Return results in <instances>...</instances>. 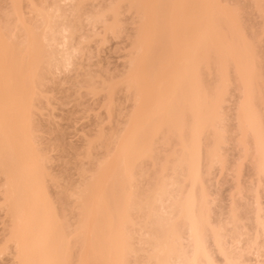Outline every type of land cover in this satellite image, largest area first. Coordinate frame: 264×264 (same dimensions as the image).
<instances>
[{"label": "bare ground", "instance_id": "6f19581e", "mask_svg": "<svg viewBox=\"0 0 264 264\" xmlns=\"http://www.w3.org/2000/svg\"><path fill=\"white\" fill-rule=\"evenodd\" d=\"M20 1L26 2V0H13L14 4L12 7L14 6V10L10 7L8 10L10 11V9H12L13 12H6L8 15L10 14L9 20H14L13 23L11 22L12 26L9 25L11 28L14 24V30L11 28L12 30L10 33L6 32L8 30L10 31V29L6 30L9 28H6V22L8 21L10 24L8 19L4 21L7 17L6 13L2 15L4 17L1 16V20L4 18L2 26L6 28L1 27V31L4 29V31L10 35L14 31L12 37L9 35V39L7 37L8 35L5 33L7 36H4L7 38L5 39L4 36H2L4 37L2 38L1 35H3L4 32L2 31L1 33L0 31V178L2 179L0 197L1 195L3 196V200L1 198L2 203L0 204V210H3V212L5 211L3 215L7 217L6 219H8L9 222L7 227L5 225L7 228V236L5 235L4 237L7 238L3 237L6 243L3 250L11 249L12 263L73 264L72 262H74V264H83L85 262H82V260L87 257H85V255L80 256V254L86 251L85 254L86 256L88 255V259L92 261V264H214V259H212L213 256L211 257V255L208 254L210 249L208 247L207 249L205 248L208 242H204L205 245L203 243L205 240L203 237H208L210 233H213V235L210 236H214V233L218 231H215V227L209 224V217L207 218L209 210H205L206 207L204 208V205L201 203L202 197L205 195L200 192V190V194L198 192V189L203 190V187L198 185L200 183L199 172H197V170H199L198 164H200L199 155L202 154L201 150L206 147L202 145V141L200 142L199 139L201 138L202 132L215 133L214 124L218 120V115L216 114L217 112L211 111V105L213 107L217 106L218 109L222 108V96L227 92L226 90L230 80L229 78L227 79L225 75L231 68H234L231 71L233 72V70H235V73H233L237 75V80H232L233 82L239 81L242 84L241 88L243 93V100L239 105L242 113L239 116L237 124L243 127L242 135L244 137L240 140L239 145L242 150V158L248 160L249 157H251L250 159L253 158L254 160L256 186L254 188L253 197V207H255L253 218L256 220L255 222L257 224L255 226L257 228L256 232L258 231V233L257 235L253 234L254 237L256 236V239H253L254 241L251 238L250 241H248L249 243L246 242L248 246L244 244V247H239L240 243H237V241L236 243L239 249L237 253H231L225 249L223 243L225 237L223 238V234L221 233H224V230H226L223 228L224 226H221L219 229L221 232H218L219 237L223 238V241L221 238L215 236L220 240H212V243L217 247L216 253H219L222 262L224 261L225 264H245L246 262L242 261L243 259L241 257L247 254L246 251L253 252V250H255L256 254V257L255 254L253 257H258L259 260L262 256L263 260L260 258L262 261H259V264H264V219L260 215L262 207H259L261 205H259L260 202L258 200L260 199L261 192L264 195V184L262 185L260 182L262 181V183H264V132L259 120L260 115L258 112L252 110V105L247 93L253 89L246 86L248 83L252 82L256 76L255 55L253 56L251 53L250 45L237 34L238 26L235 17L227 16L226 10L218 5V0H115L112 3L113 5L115 4V7H112V4L111 6L109 4L105 6V8L103 7V11L105 9L109 10V16L115 17L117 15L120 17L121 15L118 14L122 12H119L121 10L119 7L122 3L123 6L125 5L124 3H127L126 6L128 7L124 6L125 11H123L124 7H122L123 12L132 9V11L135 10L133 12L142 11L141 17L144 20L147 16L148 21H143L144 23L137 21V24L140 23L142 28H140V32L138 24V31L136 33L139 35L140 32L141 35L138 37L136 34L134 39L137 37V41H135V43L132 41L131 43L132 46L135 44V51L141 49L142 53L133 57L135 51L134 54L130 52V55H132L130 59L132 58V60L131 63L129 62L131 65H129L130 68H128V74H126V76H128L126 79L127 82H125L126 80H121L119 82H125L127 88H130L128 86H132V84H137V93L133 92L134 88L131 93L129 92L130 90H128V92L132 95L130 97L136 94L137 97L134 95L132 99L137 98L138 100L135 102L131 101L134 102L132 104L135 105H131V110L132 107H134V111L131 113L130 110L129 116H127L128 113L125 115L128 117V119L125 118L126 123H124V126L125 124L127 125L125 126L127 129L123 126V128L127 130V135L125 134L126 132H124V136L126 135L125 138L121 135L123 129L122 131L120 130V136H122L123 139L121 140V145L119 143L120 146L118 145V149H116V156L119 160L117 157L116 161L114 160L115 158H110L112 159L109 160L110 162L108 161L107 164L101 166L100 164L104 162V158L110 157L109 155L107 157L106 152L108 151L106 147H104L103 150H106V152L104 151L105 156L103 159L101 157L102 161L99 160L100 162L96 163V167L94 166L96 169H94L92 175L89 169L87 170L90 173H88L86 169L84 172L82 164H80L82 165L81 167L79 166L80 168L76 165V167H78L76 171L79 172V177L82 174L86 175V177L84 175L81 176H84L86 178L85 180L83 179L78 180L79 182H75V184L77 182L79 183V185L78 183L76 184L78 185L77 187L72 185L74 183L71 185H69V183L65 184L67 183V180H65L67 176L63 178V184L70 187V192L64 191L63 189L65 187L63 185L64 188L60 187L61 190L59 191H62L61 196L64 193L63 198L60 197V193L58 194L57 192L56 194L62 198L66 208H68L67 205H69L66 203L73 200V204L77 205L74 206V209H77H72V202H70L69 207L73 210V214L74 212L78 213L76 215L74 214L75 217L69 213L70 211L65 209L71 217H75V223H73L74 219L71 218L73 220L71 221L68 215L69 223L76 224L74 226L69 224V227L72 225L74 229L72 230L71 227H68V230L71 229V231L66 233L67 226L66 220L64 219L65 217L59 215L60 208L56 209L58 213L55 211V205L53 206L52 202H50L51 199L49 200L46 194L49 187H46L47 189L45 191L44 181H41L44 179L42 177V172L45 171V168L43 167L45 165L47 166L49 162L48 158H46L48 161H44L43 157L46 156L45 152L40 155V149H44L45 147L37 142L41 146L39 149L33 142V139L36 141V137H39L36 136L38 135L36 133L37 131L35 133L32 132L36 134L34 138L31 137L33 136L31 132L29 133L31 135L28 136L26 130L31 126L28 124L35 125L32 112L35 110L37 111V109H35L37 107L34 104L32 106L30 102L33 101L32 97L36 95L33 94L34 91L36 90V93H38L40 92L39 90L45 86L43 85L40 87L42 84L41 81L44 80L42 77H45V81H49L51 77L48 78L47 76H52V71L57 73L56 71L61 69L67 71L69 67H72V70L74 69L73 63L75 58L73 57L75 56L77 58L81 54L77 52L79 51L78 49L82 50L79 46H75L74 41L76 38L74 39V37L79 33L78 31L76 34L75 31L79 25L80 28L86 26L88 17L85 18L86 20L83 19L85 22H82V20L80 22L78 19L80 24L76 21L77 19H75L76 17L82 18L79 13L81 11V6H83L82 3H84L83 0H67L69 3H67L66 0H59L57 3L53 2L46 7H43L45 4L41 5V3L37 5V2L35 3L34 0V3L27 1V3H30L28 9L25 5L27 3L23 4L25 5L26 13L28 11L31 14H29V17H27L26 14H22L25 11L22 12L23 9H20V5L22 4ZM62 2L64 4H61ZM117 2L118 4H116ZM70 6H72V8H70ZM22 7L23 6H21V8ZM83 7L85 8V5ZM99 9V13H102L101 8L97 10ZM106 10L103 12V17H109L108 14H106ZM116 11H118V14H116ZM132 11L129 13H132ZM94 12H97L96 15L98 14V11L90 12L86 9L81 11V13L84 14L89 13L88 16L94 15ZM261 13L263 14L264 11H261ZM84 14L82 15L84 16ZM12 15H14L15 18L13 17L10 19ZM133 15L134 17L136 16L135 13ZM33 16L37 20V22L35 21L37 25L33 22L34 24L32 26V19L28 18H32ZM217 16L220 18L222 17V19L215 18L217 21L213 19ZM68 17L69 19L71 18L72 21L69 20ZM138 17L136 19L141 20L138 19ZM117 18L118 17L114 18V20L109 19L111 22L107 19V25H109L108 27L110 28L109 33H111L112 28L118 27L119 20L116 21ZM158 18L162 20L164 18L165 21L162 23V20H157ZM90 21H93L95 26L92 22L90 24ZM90 21H87V23L91 26L93 25L96 27L98 23V26L100 24L103 26V30H106V28H104V26L106 27L104 18V23H100L101 19H99V17L91 19ZM108 22H110L111 25L108 24ZM82 23L83 25L81 26ZM115 24L116 27H114ZM94 27H92V29ZM188 28L191 31L189 34L186 33ZM19 33L20 39L22 37L21 35H23V42L25 45L23 43L21 44L22 39H19V42L16 41V38H18L16 36L17 34L19 35ZM73 39L74 41H72ZM71 41L72 43L74 42L73 47L75 48L71 47ZM19 45H23L24 48L23 46L19 47ZM150 45L154 46L150 49ZM21 48L23 49L22 52L20 50ZM50 48L52 50H48ZM147 49L149 52L153 50L152 54L154 56L152 59L150 58L152 54L151 52L149 53ZM46 50L51 52L46 53ZM76 52L79 54L78 56L75 55L77 54ZM154 53L159 54L156 55L159 56V58H157L158 61L156 60L157 62L154 60V57L156 58ZM146 57H148V62L154 60L157 65L154 62H152V64L151 62L147 63ZM65 68H67V70ZM45 71H50L51 73H45L44 76ZM212 73L218 77V80L215 79L213 85V93L215 94L214 99H216V101L209 96L208 84L204 82V78L210 76ZM90 79L91 78H89V80ZM44 84L46 83L44 82ZM85 84L89 85V81L85 82ZM123 84L124 83L121 85ZM113 85L115 87V83L112 82V86ZM38 86L40 88H37ZM106 86L110 85L107 84ZM107 88L108 87L104 89ZM125 89L126 87L124 91ZM105 91L106 94H109L107 90ZM114 91L115 90H113V92ZM42 92L44 93V91ZM43 93H40L41 96ZM110 93L112 92L110 91ZM38 96L40 97L39 94ZM43 96L40 97L41 100L40 98H38V100L36 97L38 101H35H47V96ZM29 97L32 101L28 99ZM42 98L46 99L43 100ZM110 98L111 97H108V99ZM35 101L32 103H35ZM136 102L137 105L135 104ZM45 103L40 102L39 104L43 105ZM214 103H216V105H214ZM109 105L107 106L110 107ZM32 107H34V109ZM27 109H33L34 111L32 110V112H30L31 110L27 111ZM187 119H190L189 125L187 124ZM114 131L113 133L111 132V134L116 135L117 133L115 134ZM223 134L225 133H220L219 137L221 138ZM248 134L251 136L250 143L252 145V154H250L248 142L246 141V136ZM114 135L110 137L111 139H109L107 135V137H104V139L108 138L111 140L108 142L111 146L113 145V147H115L114 144L116 141L119 140L113 141ZM172 136H176V140H178V138L179 140H186H183L185 144L181 141V143L184 144L183 147H181V144L179 145V150L183 149L180 151L181 153H179V150L176 151L179 157L173 154L176 156H172L174 159L172 162L175 164H172L170 168H167V165H165V163L169 165V162L166 161L167 158L164 164H158L161 165L157 168V170L160 168L159 173L161 175L157 173V177L155 178L159 179V182L157 183L158 180L154 178L156 186L152 183L151 186L154 184L155 187H150L148 186L149 183L152 182V179L149 180L150 177L148 179L145 178L148 181H144V183L142 181L145 180L143 177H145V173H147L146 167H144L146 166L144 165L145 162L147 163L146 159L151 155L152 151H154L153 149H156V147H153L156 143L155 140L158 141L157 143L161 149V143L159 144V142L164 141V139H166L165 141L167 142V139L169 137L172 138ZM98 138L99 136L97 139ZM95 139L93 138V140ZM99 140L101 141V139H98L100 143ZM112 141L115 143H111ZM94 142L97 144L96 141ZM106 143L107 142L104 144L106 145ZM34 144L36 146L35 149L33 148ZM101 144L102 143L96 147H101L103 145ZM214 144V146H217L216 144H218V141H215ZM92 145L94 146V143ZM92 145L91 143L87 144V148L89 150L96 149L93 147L90 148ZM163 146L165 147V145ZM201 147H203V149H201ZM107 149H109V146ZM36 150H39V152H37L39 153L38 155L35 152ZM89 150H85V153H82L85 155L80 156L88 159L87 156L89 157V155H87V153ZM207 150L206 153L208 152ZM111 153L112 152L108 154ZM167 153H169V151ZM170 153L172 154L171 151ZM173 153H175V151ZM163 154L164 156L166 155L164 151ZM210 154V158L215 160L216 155L213 153ZM210 154H207L208 157L206 158H209ZM168 156H170L169 159L172 158L171 155ZM210 158L209 162L211 163ZM43 162L47 163L43 165ZM142 162L144 166L140 168L141 166L139 167L138 165H142ZM173 165L174 168L172 169ZM183 168L186 174L179 175L181 173H178L179 170L184 172ZM81 169H83V171ZM167 169L172 171L170 172ZM80 170L84 173L80 174ZM167 172L169 173L168 176L174 180L178 175L176 178L177 186L185 181H188V185L189 183L191 184L190 190H187V194H183L182 197L180 196L182 192L180 193L178 190L182 191V189H180V187L179 189L175 188L177 187L175 186V181L167 176ZM47 173L49 174V171ZM88 174H90V176ZM44 175H46V173H44ZM155 175L156 174L153 176L151 175V178ZM168 179L174 183L168 182ZM50 180L52 181V177H50ZM138 180L139 183L141 182L144 186L147 185L150 189L144 187L147 190H144V188L142 190L141 188L143 186L141 185V187L139 185ZM198 181L199 183H197ZM257 181L261 186L257 184ZM56 182L57 181H54V183ZM68 182L70 181L68 180ZM146 182L147 184H145ZM196 184L199 187H195ZM46 185L47 184H45V186ZM167 186L170 187L167 188ZM54 187L56 186L54 185ZM194 188H197V190ZM65 189H67V187ZM195 190L198 192V195H196L197 192ZM198 196H202L201 199L199 198L200 202L198 201ZM203 198L205 199L206 197ZM204 199L203 201H205ZM58 200L57 198V203ZM74 201L78 203L76 204ZM164 201H166V203ZM163 202L167 207L163 209L164 211L162 209L157 210V206H165ZM60 203L62 204L61 201ZM61 204H59V207ZM61 209L64 210V207L61 206ZM66 211L63 212L64 215H66ZM155 211L160 212L157 214ZM229 213L228 221H230V218L231 221L228 223L235 226L237 216L235 212L232 213L231 211ZM5 216H3V218ZM234 219L236 221H234ZM179 222L183 223V225ZM177 224H181L182 227L185 228L182 229L178 227V229ZM5 227L3 226V229H5ZM245 228L246 227L243 225L241 231H244ZM180 229L186 230V234L184 233V235L186 238L188 236L189 239H187L190 243L188 247L191 248V251L188 253L190 256L187 257H184L180 250L181 247L179 244L181 243L179 239L182 236L180 232L182 230ZM215 229H217V227ZM232 230L233 229H231V231ZM241 231L239 232L241 233ZM227 233H224V236H226ZM243 233L244 232L239 236V242H241L243 235L247 234L246 230L245 233ZM206 234L208 236H206ZM70 235H72L71 239H69ZM216 235L218 236L217 233ZM257 238H262V242L259 243ZM73 249H75L78 254L80 253L76 259L74 258L75 261L71 258V256H74L71 254L72 251H75ZM139 252L142 253L140 257L138 255ZM210 252L211 251H209V253ZM241 252L244 254L242 255ZM251 252L250 254H252ZM77 253L75 252V254ZM139 259L141 261H139ZM90 260H88L87 264L91 262Z\"/></svg>", "mask_w": 264, "mask_h": 264}, {"label": "rangeland", "instance_id": "374dc122", "mask_svg": "<svg viewBox=\"0 0 264 264\" xmlns=\"http://www.w3.org/2000/svg\"><path fill=\"white\" fill-rule=\"evenodd\" d=\"M27 1L30 3H34L33 0H26L25 3H27ZM34 1H35V3L37 2V5H40V3H41V5L45 4V6H43V7H46V6H48V4H52L53 2L57 3L59 0H56V1L55 0H34ZM114 1L115 0H83L84 3L81 2L83 6L85 5V8L80 5L81 11H83L85 9L89 10L90 12L91 11H98V14L96 15L97 12L96 13L94 12L95 13L94 15L88 16L89 13H87V14L85 13L86 14V16H85V14L81 13V11H80L79 14L81 15L82 18L76 17L75 18V19H77L76 21L79 22V20H80V22H81V20H82V22H83L84 20H86L85 18L88 17L87 21L89 22L91 19L99 17V19H101L100 23H104V21L106 22L105 23L106 27L104 26V28H106V30H103V28H102L103 26H101L100 24L98 26V23H97V26L94 27L95 23H93V21H90V24L92 22V24L94 26L93 25L91 26L86 21V26L80 28L79 27L80 22H79L78 28H80V29L77 28V30L75 31L76 34L78 33V31H79V33L76 37H74V39L76 38L75 41H74V39L72 41L75 42V46H79L82 50L78 49L79 51H77L78 53L79 52L81 53L80 55L77 52H76L77 54L74 53L77 56L79 55L77 58L75 56L73 57V58H75V60H74L75 64L73 63L74 69L72 70V67H69V68L67 67L69 71L67 70V68H65L67 71H65L64 69H61L59 71H56L57 73H55L53 71L51 73L50 71H48L53 76L52 77L48 74L49 76H47V77L48 78L51 77V79H49V81H45L46 80L45 77L43 78L41 76L42 79H44V80L41 81L42 84H41V86L40 85L39 86L40 87H42L43 85H45V86H43V88L41 90L38 89L40 91L38 93H36V90H35L33 94H36V95H34L33 97L31 95L30 96L33 98V101H35L36 97L38 99L45 94L44 96H47V101H45V102H47V103L40 101L41 103H45V104H43V105L39 104L40 102H36L39 99L36 100L35 103H32L33 101L31 100V98L30 97L28 98L32 101V102H30V104H32V106L34 104L37 107L35 109H37V111L39 109V111L37 112L35 110L37 112L36 113L33 110L34 107H32L33 108L32 110L34 112H32L31 109H29V110L27 109V111L31 110L30 112H32V115H34V116H32V118L34 117L33 119H34L35 125L28 124L29 126L31 125L34 129L31 126H30L31 128L30 127L27 128L28 126L26 125L27 126L26 127L27 128L26 133L28 136H30L32 134L33 136H31V137H34L36 134H33L32 132L35 133L37 131L36 133L38 135H36V136H39L40 138L36 137V139H35L36 141H34V139H33V142L37 145V148H39V149L41 147L40 145H43V147L46 148V149L45 148L40 149L41 150L40 155H42L43 152L46 153L45 154L46 156H44V157L40 156V157H43L44 161L49 160L47 166L45 165V163H47V162H45V163L43 162L44 163L43 165H45L43 167V168H45V171L42 170L43 171L42 177L44 179L41 181L42 182L44 181L43 184H44L45 191L47 189L46 187H49L47 190L48 193L46 192V194H47V197L49 198V200L51 199L50 202H52L53 206L55 205L54 206L55 211L57 212L56 209L60 208L59 210L61 212L58 210L59 215H61V217H65L64 219L66 220V226H67V228H66L67 232L66 233H69V231H71V229L72 230L74 229V227L72 228V225L73 226L76 225L73 223H75L74 218L76 217L75 215L78 213L74 212V214H75L74 215L72 212L73 210L77 209L76 207H75L76 209H74V206H77V205L73 204V200L68 201L66 203V204H69V205H67L68 208H66L64 205L65 203H63L62 198H63L64 193L61 196L62 191L59 192L61 190L60 187L62 188L64 185L63 184L64 183L63 178L67 176V178H65V180H67V183H65V184L69 183V185H71L72 183H74L72 185L77 187L79 185L78 180H83V179L85 180L86 175L82 174L85 176V177L83 176L84 178L81 177L82 175L79 177V172L76 171L77 170L76 168H78L79 166L81 167L83 165L82 167H84V172H85V169L86 170L89 169V171L91 173L88 170L87 171H88V173H90L92 175L94 172V169H96L95 168L96 163L102 161V159L105 156L104 153L106 152V150L108 151V152H106L107 157H108V155L110 157L104 158V160H103L104 162L100 165L102 166L104 164H107L108 161L112 160L113 158H115L114 160L116 161V157H117L116 156V149H118L119 143L121 145V142H122L121 140L123 139L122 136H124V132H126L125 134L127 135V130H126L127 128L125 127L127 125L125 124V126H124V123H126L125 121H126V119H128L127 116H129V111L131 110V105H134L132 103H134L135 101L138 100L137 98L132 99V98H134V95H135V97H137L136 94H134V93H133L134 94L133 97H130V96H132L130 93L132 92L133 88H134L133 92L137 93L136 88L138 85L132 84V86L134 85L133 87L128 86L131 88L130 89V88H127V85L125 84V82H127L126 79L128 78V76H126V74H128L127 73L128 68H130L129 65H131V64H129V62L131 63V60H132V58L130 59V57H132V55H130V52H131V54H134V51H135V44H133V46H132L131 43H132V41L135 43V41H137L136 39H138L137 37H136V39H134L136 34L138 35V33H136L138 31V29H137L138 24H139V31H140V28H142V26H140L141 25L140 23H144L145 21H148V20H147V16H146L145 20L142 19V17H141L142 11L141 12L136 11L137 12L136 13V12H133L135 10L132 11V9H131L130 11L126 10V12H123V11H125V7H128V6H126L127 3H124L125 7L122 5L123 3L120 5L119 9L121 8V10L120 11L118 10V11L122 12L121 14L120 13L118 14V11H116V14L121 15L120 17L117 15L115 17L109 16V14H108L109 10L108 9L107 10L105 9V10H106V14H108V16L110 18L106 17V16L103 17V15H104L103 12L105 10L103 11L102 9H104L105 6H107L109 4L111 6V4ZM20 2L22 3V4L20 3L21 4L20 9L21 10L23 9L22 12L25 11L24 13H22V12L21 13L23 15L26 14L27 17H29L31 14L28 11H27L28 14L26 13V8L24 6L26 5V7L28 9V7H30V3L25 4L23 1H20ZM66 2H67V0H66ZM66 2H65V4H66ZM218 2H219V4L218 3L217 4L220 5V7L222 6L226 10L227 16L235 17L236 23L238 26L237 34L239 35L240 38H243L250 45L251 53L253 54V56L255 55L254 56L255 58L254 57L253 58H254V62H255L256 76L253 79V81L248 83L246 86L250 87V89H253L252 91L250 90V92H247V93H248V96H249V99H250V102L252 105V110L254 112H258L260 115L259 120L261 123L262 130L264 132V30H263L264 29V16H263L264 13L263 14L261 13V11L262 12L264 11V0H218ZM9 3H10V5H9ZM67 3H69V1ZM13 4H14L13 0L12 1L11 0H0V24L2 23L0 25V31H1V27H3L2 26L3 22L7 21V19L9 20V17H10L9 16L10 14L8 15V13H6V12H9V13H10V11H11V13L13 12L12 9H10V11H8L9 7L13 8V10H14V6L12 7ZM61 4H64V3L62 2ZM116 4H118V2ZM21 6H23L24 8L23 7L21 8ZM112 7H115V4L114 5L112 4ZM122 7H124V10L122 9ZM70 8H72V6H70ZM98 8H101L103 14L99 13L100 9L97 10ZM107 8H109V7H107ZM126 9H128V8H126ZM68 10H71V9H68ZM259 10H260V12H259ZM131 11H132V13H129ZM146 12H147V10H146ZM5 13H6L7 17L5 18V20L3 18V20H4L3 21V20H1V16L4 15ZM134 13L136 14L137 17L139 16L140 18L138 17V19H141V20H137L136 19L137 17L136 16L134 17V15H133ZM82 14H84V16ZM101 14H102V16H101ZM80 15H79V17H80ZM2 17H4V16H2ZM13 17H14V15H12V17L10 19H12ZM33 17L28 18V19H32L31 20L32 26L35 23V21L37 22L35 17H34V19H33ZM102 17L104 18V21H103ZM113 17L114 18L118 17L116 19V21L119 20L118 21L119 25H118V27H116V24H115L114 27H116V28H112L111 33H109L110 28L108 27L109 25H107V21L109 19L114 20ZM71 18H72V14H71ZM71 18L69 19V17H68L69 20H71ZM215 18L222 19V17L220 18L219 16L214 17L213 19H215ZM68 19H67V22H68ZM159 19L162 20L161 18H158L157 20H159ZM215 20L217 21V19H215ZM13 21L14 20L12 19L10 21V24L7 21L6 22V28L9 27V25L12 26ZM137 21L140 23L137 24ZM163 21H165L164 18L162 20V23H163ZM110 22H108V24H110ZM7 23H8V25H7ZM113 23H114V21H113ZM82 25H83V23L81 24V26ZM89 25H90V27H89ZM13 27H14V24H13ZM13 27H11V28L14 30ZM92 27H94V28L92 29ZM3 28H5V27H3ZM11 28L10 27L7 28L6 30L10 29V31L8 30L6 32L10 33L12 30ZM107 28H109V29H107ZM2 31L4 33H3V35H1V37L4 35L5 36L8 35L7 37L9 38L10 34H7L4 31V29ZM2 31H1V33H2ZM112 32H113V34H112ZM140 32H139L138 37L141 35ZM190 32L191 31L188 28V31L186 30V33L189 34ZM13 33H14V31L12 32V34ZM12 34L10 35V37H12ZM21 36H22L21 37V39H22L21 44L22 43L24 44L23 35H21ZM4 37H2V38H4ZM7 37H5V39ZM16 37H18V38H16V41L19 42L20 33H19V35L17 34ZM72 41H71V43H72ZM73 43L71 44V47H73V45H74ZM18 44H20V43H18ZM20 46H23V45H19V47ZM150 46L149 47L151 49L152 46H154V45H150ZM23 48H24V46H23ZM44 48H45V43H44ZM44 48H43V50H44ZM73 48H75V47H73ZM132 49H134V50H132ZM20 50L22 52L23 49L21 48ZM48 50H52V49L50 48ZM48 50H46L47 52L46 51L45 52L50 53L51 51H48ZM71 50H72V48H71ZM147 51L149 52L148 49H147ZM150 52L152 54L153 50ZM71 53H72V51H71ZM141 53H142L141 49H139L138 51L136 50L133 57H136V55H139ZM154 54H155V56L159 55L156 53H154ZM153 56L154 55L152 54V56L150 58L152 59ZM157 58H159V56H156V58L154 57V60L156 61ZM146 59L145 60L147 61V63L151 62V64H152V62L156 63L158 61L157 60L155 62L154 60L153 61L150 60L148 62V57H146ZM72 61H73V59H72ZM156 65H157V63H156ZM70 68H71V71H70ZM232 69H234V68H231V70ZM231 70H229L227 72V74L225 75V77L227 79L229 78L230 80H229V85H228L227 90H226L227 92H225V94L222 96V102H221L222 108L218 109L217 106L213 107L211 105V111H215V113L217 112L216 114L218 115V120L214 124L215 133L211 134L209 132L206 133V131H205V133L204 132L201 133L202 134L201 138L199 137L200 142L202 141L201 142L202 145L206 146L208 148L205 147V149H203V147H201V149H203V150H201L202 151V154H200L201 156L199 155V157H200L199 163L200 164H198L199 170H197V172H199L198 175L200 177L199 178L200 183H199V181L197 183H199L198 185L203 187V190L198 189V192L200 190V192H202L205 195V196H203V195L202 196L206 197L204 199L201 196L202 197L201 203L204 205L203 206L204 208L206 207L205 210L206 209L209 210V215H207V218L209 217L208 222L210 221L209 224L213 225L215 228L217 227V229H215L213 226H211L214 228L215 231L217 230L219 233L221 232V231H219L221 226H224L223 228H225L227 230V231L224 230V233L226 234L228 232L226 236H224V233L221 232L223 234V238L225 237L224 242H223L225 249L228 252L237 253V252H239L237 243H240L239 247L243 246L244 244L247 245L249 243L248 241H250L251 238H252V240L256 239L255 238L256 236L254 237V235L255 234L257 235L258 231L256 232L257 228L255 225L257 223L255 222L256 220H254V218H253V215H254L253 213H254V208H255V207H253L254 206V204H253L254 198L253 197H254V188L256 186V175H255V168H254V160H253V158L250 159L251 157H249L248 160H244L242 158L241 146L239 145L240 140H242V138L244 137L242 135L243 127L238 126V124H237L239 116L242 113V110L239 108V105L242 103V100H243V97H242L243 93H242V88H241L242 84L239 81L233 82L234 79L237 80V75L234 74L235 70H233L234 73ZM48 72L45 71L44 76H45V73H48ZM53 74H55V75H53ZM89 78H91V79L89 80ZM215 79L218 80V77H216L213 73L210 76H208V77L206 76L204 78V82L207 83L208 87H209V91H208L209 96H211L212 99L215 98L214 97L215 94L213 93V87H214L213 85H214ZM121 80L122 81L126 80L125 82H122V83H124L123 85H121L122 83H119ZM88 81H89V85L85 84V82H88ZM117 81L119 84L117 83ZM44 82L46 84H44ZM112 82L115 83V87H114V85L112 86ZM107 84H109L110 86H106ZM39 86L37 88H40ZM105 86L108 87L109 89L108 88L104 89V88H106ZM123 86H124V88L126 87L125 91H124ZM105 90H107V93L109 92V94H106ZM109 90L112 93H110ZM113 90H115L116 92L114 91L115 92L114 93ZM128 90H130L129 91L130 93L128 92ZM42 91H44V93ZM40 93H43V95L41 96ZM38 94L40 95V97L38 96ZM110 94L111 95L113 94V95L111 96ZM107 96L111 97V98L108 99ZM44 99H46V98H44ZM40 100H41V98H40ZM214 100L216 101V99H214ZM131 101H134V102H131ZM36 103L38 106L36 105ZM135 104L137 105V102ZM107 105H109L110 107H108ZM214 105H216V103H214ZM106 108H107L108 112L106 111ZM133 108L134 107H132L131 113H132V111H134ZM127 113H128V115L125 116ZM29 116H31V115H29ZM30 120H31V118H30ZM187 124L188 125L190 124V119H187ZM222 125H224L225 127ZM123 126L126 129H124ZM28 129H29V131H28ZM30 129H32V130H30ZM122 129H123V131H122ZM120 130L122 131V134H121L122 136H120ZM113 131L115 134L117 133L116 134L117 136L114 134H111V132L113 133ZM222 131L225 134L221 135V138H220L219 134L223 133ZM30 132H31V134H29ZM95 134H97V135H95ZM106 135L107 136L110 135L108 137L109 139H111L110 137H112L114 135L115 137H114V140L112 139L113 141H116L117 139H119V140H117L118 143L116 141L117 144L113 141L111 142L113 144L115 143L114 144L115 147H113V145L111 146L109 144V142L111 140H109L108 138H105L106 140L104 139V137ZM98 136L101 139V141L99 140L100 143L103 144V145L101 144L102 145L101 147H96V146L100 145V143L98 142L99 138L97 139ZM118 136H120V137L116 138ZM125 136H124V138H125ZM101 137L104 139L105 142H107L106 143L107 146L104 144L105 142L103 141V139ZM175 137L176 136H174V137L172 136V138L169 137L167 139V142L165 141L166 139H164V141H162V142L160 141L159 144L161 143L160 144L161 149L159 148V145L157 143L158 141L155 140L156 143H155V145L153 143V145H154L153 147L154 148L156 147V149H159V150L153 149L154 151H152L151 155L149 156L150 158L148 157L146 159L147 163L144 161L145 162L144 165H146V166L143 165V162H142V165H138L139 167L141 166L140 168H142L143 166L146 167L147 173H145V174H146V176H148V174H149L148 177L145 176V177H143V179H145V178L148 179L149 177H150L149 180L152 179L151 180L152 182H150L148 186L152 187L156 183V181L154 183V178L157 177V173L160 172V168L157 170L158 166L160 167L162 165V163L164 164V162H166V161L169 162V165L165 163V165H167V168L168 167L170 168V166H172V164H175L172 162L174 160L173 157L175 156L173 154L178 153L176 151H178L180 149L179 145L181 144L182 145L181 147H183L185 144L184 141H186L185 139H183L184 141L179 140V138H178V140H176ZM93 138L94 139L96 138L97 140L96 139L93 140ZM250 139H251V136H250V134H248L246 136V141L248 142L250 154H252V145L250 143ZM94 141H96L97 144H95ZM181 141H183L184 144H182ZM215 141H218V144H216L217 146H214ZM37 142H39V144L40 143L41 144L39 145ZM89 142L91 143V145L94 143V146L92 145L91 147L90 146H88V147L96 148L94 150L90 149L91 152L87 148V144H90ZM162 143H165V144H162ZM35 144L33 147L34 149L36 148ZM163 145H165L166 148ZM202 145H200V146H202ZM108 146H109L110 150L107 149ZM162 146H163L164 150L162 149ZM104 147H106V150H103ZM165 149H166V152H165ZM85 150H89V152L86 151V152L90 153V154L87 153V155H89V157L87 156L88 159H86V157L85 158L82 157L83 155H85V154H82V153H85L84 152ZM161 150H163L164 153H166V155H165L166 157L164 156L163 151H161ZM181 150H179V153H181L180 152ZM206 150L208 151L207 153H206ZM168 151H169V153H167ZM170 151L172 152V154L170 153ZM174 151H175V153H173ZM35 152L37 155L39 154V153H37V152H39V150H36ZM110 152H112V153L108 154ZM210 153H213L216 155V157L214 156L216 161L210 158L211 157ZM207 154H210L209 158L211 160V163L209 162V158H206V157H208ZM80 155H82V156H80ZM168 155H171V157L172 156L173 157L171 159H169L170 156H168ZM176 156L179 157V154L178 155L176 154ZM101 157H102V159H101ZM46 158H48V160ZM110 158H112V159H110ZM166 158H167V160L165 161ZM105 159H106V162H105ZM117 159H118V157H117ZM161 161H163V162H161ZM159 163L161 165H158ZM80 164H82V165H80ZM76 165H78V167H76ZM92 166H93V169H92ZM173 168H174V165H173L172 169ZM47 170L49 171V174L47 173L48 172ZM81 170L83 171V169H81ZM81 170H80V174L84 173V172H81ZM167 170H169L170 172L172 171L170 169H167ZM155 171H157V172H155ZM44 173H46V175H44ZM178 173H180L179 175H181V174L185 175L186 174L185 169H184V172L179 170ZM90 174H88V175L90 176ZM154 174H156V175L151 178V175L153 176ZM170 174L173 175L172 173H170ZM47 175L52 177V181L50 180V177ZM159 175H161V174L159 173ZM168 175H169V173L167 174V176ZM175 176H176V174H175ZM177 177H178V175H177ZM177 177H175V180L173 178L169 177L175 181V186H177L176 185V183H177L176 178ZM146 179L145 180L141 179V180L144 183V181H148ZM181 179H179V180H181ZM68 180L70 182H68ZM139 180H138V183H139ZM155 180H158L157 183L159 182V179L155 178ZM1 181H2V179L0 178V185H1ZM49 181H51V182H49ZM54 181H57V182L54 183ZM76 181H78L77 182L78 185H76L77 183L75 184ZM165 181H167V180H165ZM168 182L174 183L173 181H169V179H168ZM185 182L184 183L181 182L180 184H178L179 186L175 187L176 189H179V187H180V189H182V191L178 190V192H180V193L182 192L181 193L182 195H180L181 197L183 196V194H187V190L189 191L190 187H191L190 183L188 185V183H187L188 181H185ZM260 182L262 185L264 184V183H262V181H260ZM152 183H154V184L151 186ZM45 184H47L48 186L47 185L45 186ZM145 184H147V182ZM257 184L260 185L258 181H257ZM54 185L56 187H54ZM139 185L143 186V187L141 186L142 190L144 187H147L148 189H150L147 185L144 186L143 184H141V182L139 183ZM198 185L196 184L195 187L196 186L199 187ZM140 186H139V188H140ZM155 186H156V184H155ZM64 187L65 188L67 187V189H65ZM64 187H63L64 188L63 190L68 191V193H69L70 187L65 186V185H64ZM76 187H74V188H76ZM169 187L167 186V188H169ZM194 189L197 190V188H194ZM144 190H147V189L144 188ZM57 192H58V194L60 193L59 195L62 198H60L59 195L56 194ZM198 192L196 195H198ZM200 192H199V194H200ZM0 194H1V187H0ZM55 197H57L59 199L58 203H57V198H55ZM201 197L198 196L199 202H200L199 198L201 199ZM1 198L3 200L2 195L0 197V204L2 203ZM203 199L205 201H203ZM258 200L260 202L259 205H261L259 207L260 208L262 207L261 208L262 211H261L260 215L264 219V195L262 192L260 194V199H258ZM60 201L62 202V204L60 203ZM70 202H72L71 204H73V205H71V206H73L72 207L73 210H71V207H69ZM164 202L166 203V201H164ZM74 203L77 204L78 202L74 201ZM165 203H164L165 206H160V205L157 206L158 207V208L156 207L157 210L165 209L167 207ZM59 204H61V206L64 207V210L67 209V211H70L69 213H71V215H73L75 217L74 218H73V216L71 217L66 210H65L66 215H64L63 212H65V211L63 209H61V206L59 207ZM68 209H70V210H68ZM231 211H232V213L235 212V215L237 216L236 217L237 221L234 219V221H236L235 226H232V224L230 225L228 223L231 221V218H230V221H228L229 215H230L229 212H231ZM155 212L158 214V212H160V211H155ZM4 213H5V211L3 212V210H0V264H13L12 258H11L12 257L11 256V249L3 250V248L6 244L4 238H7V237H4L5 235L7 236V228L6 227H7V225H9L8 219H6L7 217L5 215H3ZM62 215H64V216H62ZM68 215L70 216L69 219L71 221H73L71 218L74 219L73 223H71V222L69 223ZM3 216H5V217L3 218ZM135 216L137 217L136 214H135ZM64 219L62 218L63 222H64ZM179 223H181V222H179ZM69 224H72V225H70L71 229L68 230ZM181 224L183 225V223H181ZM181 224H177V228L181 227L182 229H184L185 227H182ZM5 225H6V227H5ZM178 225H180V226H178ZM243 225L247 228V229L245 228L246 233H247L246 235L244 234L245 230L241 231V227H243ZM3 226L5 227L6 232H5V229H3ZM182 229H180V230H182ZM231 229H233V230L231 231ZM239 231H241V233L244 232L243 233L244 235L242 234L243 237H242V235H241L242 238L240 237L241 242H239V236L241 234ZM180 232H181V235L183 236V237L181 236L182 238L180 237V239H179L180 243H181V244H179L181 247L180 248L181 253L183 254L184 257L190 256L188 254L191 251V248L188 247L190 244L188 242L189 239H188V236L186 238V236L184 235V233L186 234V230L185 231L182 230ZM218 232H216L218 234V236L216 235V233H214L215 234L214 236H210V235H213V233L212 234L210 233L209 236L206 234V236H208V237H203V238H205V240L203 239L204 240L203 243L204 242L206 243V241L208 242V245H206L205 248L207 249V247H208L210 249V250L208 249L209 251H211L210 253L208 250L207 251H208V254L211 255V257L213 256L212 257V259H214L213 263L215 262L216 264H225L224 261L222 262V259H221V256L219 255V253H216L217 247L214 245V243H212V240H214V241L220 240L219 238H221V237H219ZM237 232H238V234H237ZM222 234H220V235H222ZM71 236L72 235L69 236V239H71ZM215 236L219 237V238H216ZM211 237H213V238H211ZM223 238H221L222 241H223ZM237 238H238V240H237ZM257 239H258L259 243L262 242V240H261L262 238H260V239L257 238ZM2 242H4V243H2ZM246 242H248V243H246ZM205 243H204V245H205ZM222 246H223V244H222ZM73 250H75V249H73ZM75 252L77 253L76 250L71 252V254L74 255L73 257L71 256L73 261H75L76 257H78L80 254V253L75 254ZM250 252L251 251H246L247 254H245V255H243L244 253L241 252L243 255V257H241V258L243 260L242 259H240V260L245 261L246 262V263L244 262L245 264H256V263L259 264V261L261 262L263 260L262 256L260 257L262 260L260 258L258 260V257L255 258L256 257L255 250H253L254 253L251 252L252 254H250ZM83 253L84 252H82V254H80V256L85 255V257H87V258L83 257L86 261L83 259L82 262H85L87 264L88 260H90V259H88V255L86 256V254H85L86 251L84 254ZM241 253H240V256H241ZM140 254H142V253H140V252L138 253L139 257L142 256ZM254 254H255V257H253ZM256 259H257V262H256ZM139 261H141V260L139 259ZM72 263L74 264V262H72ZM85 263H83V264H85ZM90 263L92 264V261ZM90 263H88V264H90Z\"/></svg>", "mask_w": 264, "mask_h": 264}]
</instances>
